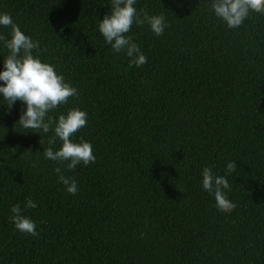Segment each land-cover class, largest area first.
Masks as SVG:
<instances>
[{
  "label": "trees",
  "instance_id": "trees-1",
  "mask_svg": "<svg viewBox=\"0 0 264 264\" xmlns=\"http://www.w3.org/2000/svg\"><path fill=\"white\" fill-rule=\"evenodd\" d=\"M212 2L136 0L139 15L168 26L157 36L132 25L147 63L129 67L98 29L112 0H0V14L39 42L33 56L78 90L48 116L85 111L72 140L96 157L74 171L45 158L62 141L23 128L26 105L9 108L0 94V264H264V15L229 29ZM8 54L0 41V71ZM229 162L224 191L236 207L223 213L202 171L224 175ZM17 204L38 236L10 221Z\"/></svg>",
  "mask_w": 264,
  "mask_h": 264
},
{
  "label": "clouds",
  "instance_id": "clouds-1",
  "mask_svg": "<svg viewBox=\"0 0 264 264\" xmlns=\"http://www.w3.org/2000/svg\"><path fill=\"white\" fill-rule=\"evenodd\" d=\"M135 4L136 0H112L111 14L106 15L98 23L100 34L105 42L111 45L113 51L116 53L124 51L131 58L129 67H141L147 63V58L141 53L139 45L127 35L132 25L147 23L157 36L162 35L168 26L163 15L149 16L143 9L140 10L142 15H139ZM211 9L229 29H234L240 27L253 12L264 15V0H213ZM0 26L11 29L10 38L0 35V41L9 50L3 61L4 70L0 71V81H3L0 94L7 101L9 108L17 100L26 105L17 123L25 129L43 130L44 133L53 131L54 136L49 138L48 143L55 144L56 138H59L62 146L56 151L51 147L44 149L43 154L45 158L58 164L63 165L67 162L66 170L74 171L78 164L86 166L94 163L96 157L92 145L83 140L79 143L72 140L79 130L87 126V113L72 108L66 114L59 115L57 119L48 116L50 111L67 104L70 98L78 97V90L65 82L63 75L58 74L53 65L42 62L39 52L33 56V50L40 49L39 42L25 35L9 14H0ZM33 167H36L35 163ZM235 168L236 163L229 162L225 174L220 176H214L208 167L202 171V187L214 195L216 207L223 213H231L236 207L226 197L224 191L230 190L225 177L234 172ZM54 172L59 174V182L66 186L69 194L78 193L76 181L65 177L61 167H55ZM35 207L37 204L31 198H27L25 208ZM11 212L13 215L10 221L19 232L38 236L35 222L21 214L19 204L12 206Z\"/></svg>",
  "mask_w": 264,
  "mask_h": 264
}]
</instances>
